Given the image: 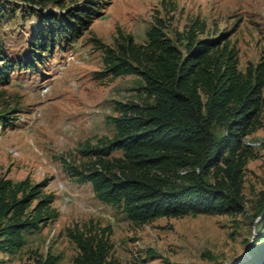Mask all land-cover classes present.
I'll return each instance as SVG.
<instances>
[{
  "label": "trees",
  "instance_id": "obj_1",
  "mask_svg": "<svg viewBox=\"0 0 264 264\" xmlns=\"http://www.w3.org/2000/svg\"><path fill=\"white\" fill-rule=\"evenodd\" d=\"M22 1L32 5L24 21L40 19L30 31L32 56H43L65 40L75 42L102 5L100 0L84 2L61 14L60 26L47 31L46 16L34 6L61 0ZM3 6L0 0V21L11 14ZM206 29L207 23L197 18L173 38L157 18L144 43L123 33L115 46L96 39L104 52L99 76L139 75L145 97L142 102L116 101L117 115L110 118L114 135L86 143L87 165L65 160V167L79 183L90 181L98 199L119 207L135 223L248 212L244 180L254 146L245 139L261 124L264 54L243 71L228 33L202 35ZM2 46L0 40V81L14 70ZM48 184L49 179L16 181L0 174V253L16 254L28 233L59 216L55 194L45 191ZM252 216L258 218L256 231L247 255L236 264H264V193ZM67 230L78 247L73 264H115L111 226L91 221ZM60 259L51 251L37 253L35 264Z\"/></svg>",
  "mask_w": 264,
  "mask_h": 264
},
{
  "label": "rangeland",
  "instance_id": "obj_2",
  "mask_svg": "<svg viewBox=\"0 0 264 264\" xmlns=\"http://www.w3.org/2000/svg\"><path fill=\"white\" fill-rule=\"evenodd\" d=\"M87 1H50L34 7L46 16L44 28L49 31L51 25L60 26L61 14ZM100 2L92 23L75 42L62 41L51 52L33 57L30 31L40 19L25 22L32 5L4 0L3 9L11 14L0 21V40L14 70L0 81V115L6 113L0 116L5 120L0 124V174L16 181L27 176L34 182L49 179L45 191L55 194L53 207L59 216L28 233L27 243L16 254L0 253V264H35L37 253L48 251L61 256L58 264H73L78 247L67 229L91 221L111 226L115 264L240 263L253 240L258 218L252 215L264 193V110L261 124L247 137L260 144L253 147L245 170L246 213L159 217L138 224L119 207L98 199L90 181L79 183L71 176L65 160L87 165L90 156L82 151L86 143L95 145L114 135L110 118L117 115L115 102L144 101L139 75L99 76L104 69L101 43L115 46L122 33L144 43L157 18L176 38L199 18L207 23L202 35L228 33L245 71L264 54V0Z\"/></svg>",
  "mask_w": 264,
  "mask_h": 264
},
{
  "label": "built area",
  "instance_id": "obj_3",
  "mask_svg": "<svg viewBox=\"0 0 264 264\" xmlns=\"http://www.w3.org/2000/svg\"><path fill=\"white\" fill-rule=\"evenodd\" d=\"M245 142H246V144L251 145V146H255V145H259L260 144V141H254V140H251V139H248V138L245 139Z\"/></svg>",
  "mask_w": 264,
  "mask_h": 264
}]
</instances>
